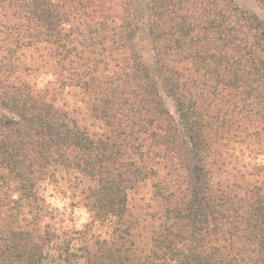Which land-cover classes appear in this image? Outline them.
<instances>
[{"label":"trees","instance_id":"16d2710c","mask_svg":"<svg viewBox=\"0 0 264 264\" xmlns=\"http://www.w3.org/2000/svg\"><path fill=\"white\" fill-rule=\"evenodd\" d=\"M0 264H264V19L0 0Z\"/></svg>","mask_w":264,"mask_h":264},{"label":"rangeland","instance_id":"374dc122","mask_svg":"<svg viewBox=\"0 0 264 264\" xmlns=\"http://www.w3.org/2000/svg\"><path fill=\"white\" fill-rule=\"evenodd\" d=\"M243 6L252 9L256 12L260 17L264 19V10L260 8L257 4L256 0H238ZM140 48L142 49L144 59L146 62L151 63L152 61V51L150 42L147 36H142L140 38ZM52 202L57 205L61 210L65 211L66 222L70 224H74L77 227L82 226L87 221L90 220V213L84 207H77L73 209L69 206L68 201L63 200L57 195L51 197Z\"/></svg>","mask_w":264,"mask_h":264}]
</instances>
